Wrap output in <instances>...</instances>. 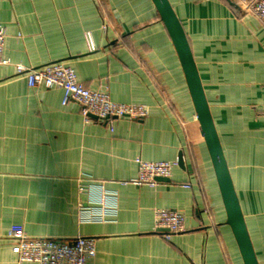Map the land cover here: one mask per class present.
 I'll return each instance as SVG.
<instances>
[{"label": "crops", "instance_id": "0c3cea01", "mask_svg": "<svg viewBox=\"0 0 264 264\" xmlns=\"http://www.w3.org/2000/svg\"><path fill=\"white\" fill-rule=\"evenodd\" d=\"M170 1L264 264V24L242 0ZM0 24L9 61L0 64V264H38L18 261L13 226L31 237H94L87 264H244L152 0H0ZM52 62L148 115L86 120L61 88L31 87L16 70ZM137 158L178 164L169 180L137 185ZM158 209L182 212L186 230L167 239L156 230Z\"/></svg>", "mask_w": 264, "mask_h": 264}, {"label": "built area", "instance_id": "2783aa9c", "mask_svg": "<svg viewBox=\"0 0 264 264\" xmlns=\"http://www.w3.org/2000/svg\"><path fill=\"white\" fill-rule=\"evenodd\" d=\"M250 12L264 24V0H242ZM92 40L91 34H88ZM6 30L0 24V64L9 61L4 56ZM93 41V40H92ZM92 48H94L92 44ZM18 73H24L31 87L43 85L47 88L58 87L63 90L64 99L80 104L86 120L91 116L112 124L116 118L128 117L140 119L148 115L147 109L137 104H122L113 101L104 91L86 87L78 78L75 69L64 62H52L38 67L16 64ZM138 177L132 180L137 185H155L157 178L171 176L177 161H147L137 158ZM189 186V184H186ZM86 188L81 187L85 192ZM94 217V216H93ZM92 217V218H93ZM156 230L162 231L169 239L171 234L185 231V216L178 210L158 209L156 211ZM14 241L19 262H36L38 264H87L97 253L96 239L77 236L71 241L48 237H31L20 226H13L8 234Z\"/></svg>", "mask_w": 264, "mask_h": 264}, {"label": "water", "instance_id": "95a60500", "mask_svg": "<svg viewBox=\"0 0 264 264\" xmlns=\"http://www.w3.org/2000/svg\"><path fill=\"white\" fill-rule=\"evenodd\" d=\"M152 2L178 53L199 123V130L206 144L226 210L227 224L236 239L244 264H260L184 27L170 0H152ZM179 163H183L182 158ZM157 180L169 179L159 177Z\"/></svg>", "mask_w": 264, "mask_h": 264}]
</instances>
